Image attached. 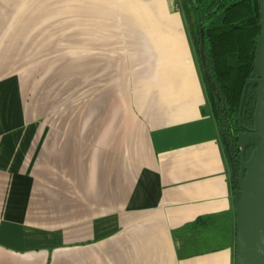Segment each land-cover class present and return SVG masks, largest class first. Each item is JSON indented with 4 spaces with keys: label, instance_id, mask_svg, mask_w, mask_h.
Instances as JSON below:
<instances>
[{
    "label": "crops",
    "instance_id": "1",
    "mask_svg": "<svg viewBox=\"0 0 264 264\" xmlns=\"http://www.w3.org/2000/svg\"><path fill=\"white\" fill-rule=\"evenodd\" d=\"M47 35L74 36L75 93L40 108L18 68ZM235 197L180 0H0V264H236V232L174 236Z\"/></svg>",
    "mask_w": 264,
    "mask_h": 264
},
{
    "label": "trees",
    "instance_id": "2",
    "mask_svg": "<svg viewBox=\"0 0 264 264\" xmlns=\"http://www.w3.org/2000/svg\"><path fill=\"white\" fill-rule=\"evenodd\" d=\"M180 3L187 16L221 138L229 153L232 187L237 191L242 186L239 135L255 126L259 87L253 83L247 85V80L257 75L261 3L260 0H180ZM243 54L246 55L243 57ZM255 147L254 144L247 146L246 160H250ZM235 232L232 213L223 211L185 224L174 231V236L179 256L189 258L228 248Z\"/></svg>",
    "mask_w": 264,
    "mask_h": 264
},
{
    "label": "water",
    "instance_id": "3",
    "mask_svg": "<svg viewBox=\"0 0 264 264\" xmlns=\"http://www.w3.org/2000/svg\"><path fill=\"white\" fill-rule=\"evenodd\" d=\"M261 3L262 31L256 51L257 75L247 85H258V99L253 129L239 135L241 150V189L235 191L236 264H264V0ZM246 92L240 106L242 116ZM255 150L246 160V148Z\"/></svg>",
    "mask_w": 264,
    "mask_h": 264
},
{
    "label": "rangeland",
    "instance_id": "4",
    "mask_svg": "<svg viewBox=\"0 0 264 264\" xmlns=\"http://www.w3.org/2000/svg\"><path fill=\"white\" fill-rule=\"evenodd\" d=\"M5 26L19 24L23 21L6 19ZM25 22V21H24ZM53 27L59 26V22L53 20ZM55 29V28H54ZM52 31V30H51ZM55 31V30H53ZM42 37V36H41ZM38 38V37H37ZM44 37L40 40L43 41ZM46 49L34 53H27L21 60L19 71H24L27 79L29 70L32 72L35 84L32 82V103L36 102L42 108L49 97L50 92L75 93V57L74 52H65V43L68 47L74 44V36H68L64 41L59 35H47L45 37ZM49 45V46H48ZM66 56V63L64 62ZM246 54H243V57ZM57 102L64 101L56 100ZM54 101V103L56 102ZM47 103V102H46ZM47 105V104H46ZM54 107V104H53Z\"/></svg>",
    "mask_w": 264,
    "mask_h": 264
}]
</instances>
